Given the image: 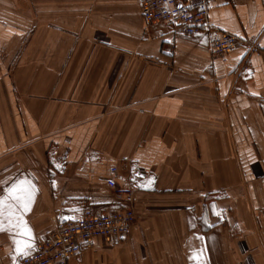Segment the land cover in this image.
Listing matches in <instances>:
<instances>
[{
  "label": "crops",
  "instance_id": "0c3cea01",
  "mask_svg": "<svg viewBox=\"0 0 264 264\" xmlns=\"http://www.w3.org/2000/svg\"><path fill=\"white\" fill-rule=\"evenodd\" d=\"M209 22L243 44L146 27L139 0H0V198L33 186L0 216V264L26 255L21 220L28 254L117 208L112 166L143 173L137 224L70 264H264V0H218Z\"/></svg>",
  "mask_w": 264,
  "mask_h": 264
},
{
  "label": "built area",
  "instance_id": "2783aa9c",
  "mask_svg": "<svg viewBox=\"0 0 264 264\" xmlns=\"http://www.w3.org/2000/svg\"><path fill=\"white\" fill-rule=\"evenodd\" d=\"M218 0H139L146 27L162 23L175 27L184 38L198 34L212 36L211 51L226 56L243 44L239 37L222 31L209 22L210 7ZM258 51L256 45L251 49ZM107 189L114 193L120 205L105 213L84 210L71 221L58 222L50 237L32 252L22 256L19 264H70L83 247L96 239H124L137 223L136 199L143 173L135 169L124 175L118 166L109 169Z\"/></svg>",
  "mask_w": 264,
  "mask_h": 264
},
{
  "label": "snow or ice",
  "instance_id": "6c2138e0",
  "mask_svg": "<svg viewBox=\"0 0 264 264\" xmlns=\"http://www.w3.org/2000/svg\"><path fill=\"white\" fill-rule=\"evenodd\" d=\"M7 201H14L15 205H18L23 211H28L30 204L33 201V186L28 181H18L13 184L9 189H7V195L4 198H0V216L3 215V209L7 206L9 209L14 207L13 204H8ZM9 215H12L9 212ZM19 228V236L25 239L16 240L17 251H21L22 254H27L26 250L31 247V229L27 227L24 221H20L17 225ZM3 230L2 221H0V231ZM197 259V264H199L198 256L194 257Z\"/></svg>",
  "mask_w": 264,
  "mask_h": 264
},
{
  "label": "rangeland",
  "instance_id": "374dc122",
  "mask_svg": "<svg viewBox=\"0 0 264 264\" xmlns=\"http://www.w3.org/2000/svg\"><path fill=\"white\" fill-rule=\"evenodd\" d=\"M137 224V223H136Z\"/></svg>",
  "mask_w": 264,
  "mask_h": 264
}]
</instances>
